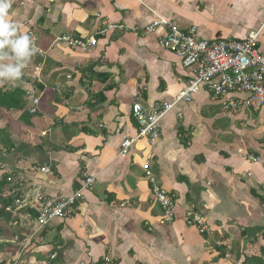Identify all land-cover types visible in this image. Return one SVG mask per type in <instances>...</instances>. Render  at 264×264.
Returning <instances> with one entry per match:
<instances>
[{"label":"crops","instance_id":"0c3cea01","mask_svg":"<svg viewBox=\"0 0 264 264\" xmlns=\"http://www.w3.org/2000/svg\"><path fill=\"white\" fill-rule=\"evenodd\" d=\"M11 2L9 20L35 37L44 55L32 58L20 81L0 84L25 90L28 112L40 100L31 126L19 111L9 113L15 148L0 144V184L7 178L13 197L26 200L38 187L51 199L83 198L72 216L39 232L35 211L14 214L0 203V264L21 250L27 264H242L258 254L252 239L264 228V108L231 107L203 87L166 114L157 141H135L125 156L121 150L138 133L134 103L147 111L174 103L193 77L159 45L165 31L144 28L164 19L196 27L208 41L260 31L264 55V0ZM67 36L98 43L72 50L60 42ZM36 65L38 77L29 78ZM149 155L151 172L176 202L171 225L161 223L145 177ZM43 166L52 175L32 171ZM87 178L94 179L89 188ZM188 212L202 217L204 233L187 224Z\"/></svg>","mask_w":264,"mask_h":264},{"label":"built area","instance_id":"2783aa9c","mask_svg":"<svg viewBox=\"0 0 264 264\" xmlns=\"http://www.w3.org/2000/svg\"><path fill=\"white\" fill-rule=\"evenodd\" d=\"M159 29L165 33L159 38V45L171 53L177 55L182 64L192 70V78L187 82L183 92L177 97L174 103L155 104L151 111H147L139 103H134L132 116L139 129L134 140H125L122 144L121 155L125 156L135 141L147 139L154 143L160 136V124L167 113H169L179 102H190L194 95L205 87L213 99H225L228 105L236 107L238 104L254 111L264 108V55L258 48L260 31L249 33L243 40H221L208 41L198 36L196 27L181 29L176 23L160 19L154 21L144 28L146 34H156ZM60 42L66 43L72 50H87L96 47V38H77L74 36L62 37ZM37 45V41L35 39ZM38 47V46H37ZM39 48V47H38ZM43 51L34 56H43ZM41 70L40 65L34 67L29 78L38 77ZM30 97L31 91H27ZM246 95L244 99L233 100L231 96ZM39 98H34L33 106L30 108V115L38 112ZM251 160L258 159L251 157ZM152 156L146 157L143 169L145 177L150 184L151 194L154 201L163 211L161 223L171 225L176 216V202L174 197L162 188L153 173L151 172ZM34 173L52 175L49 167H34ZM94 179L87 178L85 188L93 185ZM42 188L36 189L32 200L16 198L14 201L15 210L8 207L6 211L18 214L21 209L29 208L37 213L35 221L38 225L37 232L43 230L54 220H62L72 216L83 198L81 192L70 197L51 199L47 197ZM187 224L195 226L200 233L206 231L202 217L194 212L187 213ZM23 250L20 256L9 264H27L22 260ZM55 257V256H54ZM109 264V260H105Z\"/></svg>","mask_w":264,"mask_h":264},{"label":"clouds","instance_id":"9594fccd","mask_svg":"<svg viewBox=\"0 0 264 264\" xmlns=\"http://www.w3.org/2000/svg\"><path fill=\"white\" fill-rule=\"evenodd\" d=\"M11 0H0V84L20 81L24 70L39 52L35 37L21 32L9 20Z\"/></svg>","mask_w":264,"mask_h":264},{"label":"trees","instance_id":"16d2710c","mask_svg":"<svg viewBox=\"0 0 264 264\" xmlns=\"http://www.w3.org/2000/svg\"><path fill=\"white\" fill-rule=\"evenodd\" d=\"M26 101L25 90L20 88L9 87L7 89L0 88V125L3 121L6 122L4 127L0 126V144L10 151L15 148L14 140L11 139V131L13 129V120L10 118L9 113L13 111H19L21 116L19 119L25 121L28 126H31V120L33 116L30 115L29 112L24 108ZM10 182L7 178H4L0 184V203L1 207L7 208H15L14 201L16 198H19V194L17 193L13 197L12 190L13 187H9ZM25 211L28 212V208H25ZM30 213V211H29ZM33 213V212H32ZM31 214V213H30ZM35 214V213H34ZM36 215V214H35ZM261 239L264 240V228L263 233L261 235ZM258 244V238L253 237L252 239V247ZM259 249L258 254L252 255L250 258H245L242 264H264V245L257 246Z\"/></svg>","mask_w":264,"mask_h":264},{"label":"rangeland","instance_id":"374dc122","mask_svg":"<svg viewBox=\"0 0 264 264\" xmlns=\"http://www.w3.org/2000/svg\"><path fill=\"white\" fill-rule=\"evenodd\" d=\"M252 116H253V115H252ZM13 129H14V127H13ZM16 134H17V133H16ZM19 134H20V133H19ZM262 233H263V232H260V233H259L260 235L258 236V244L254 245V247L252 248V251L255 252V253H258V252H257V250H253V249H256V247L259 246V245H262V246L264 245V240L261 239V235H262Z\"/></svg>","mask_w":264,"mask_h":264},{"label":"bare ground","instance_id":"6f19581e","mask_svg":"<svg viewBox=\"0 0 264 264\" xmlns=\"http://www.w3.org/2000/svg\"><path fill=\"white\" fill-rule=\"evenodd\" d=\"M239 242V241H238Z\"/></svg>","mask_w":264,"mask_h":264}]
</instances>
